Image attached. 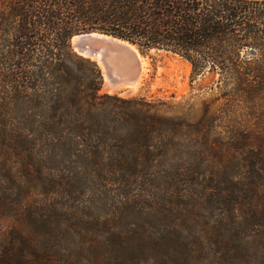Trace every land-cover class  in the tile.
<instances>
[{
    "label": "trees",
    "instance_id": "trees-1",
    "mask_svg": "<svg viewBox=\"0 0 264 264\" xmlns=\"http://www.w3.org/2000/svg\"><path fill=\"white\" fill-rule=\"evenodd\" d=\"M94 31L215 95L102 92ZM0 264H264V0H0Z\"/></svg>",
    "mask_w": 264,
    "mask_h": 264
},
{
    "label": "rangeland",
    "instance_id": "rangeland-1",
    "mask_svg": "<svg viewBox=\"0 0 264 264\" xmlns=\"http://www.w3.org/2000/svg\"><path fill=\"white\" fill-rule=\"evenodd\" d=\"M140 54L146 64L136 91L127 87L112 90L104 80L101 91L124 99L143 97L164 101L180 114L197 119L203 110V103L215 95L216 90L213 93L209 90L211 78L199 76L193 79L191 64L178 55L159 50L140 51ZM164 109L170 110L167 107Z\"/></svg>",
    "mask_w": 264,
    "mask_h": 264
},
{
    "label": "water",
    "instance_id": "water-1",
    "mask_svg": "<svg viewBox=\"0 0 264 264\" xmlns=\"http://www.w3.org/2000/svg\"><path fill=\"white\" fill-rule=\"evenodd\" d=\"M71 44L77 54L97 63L108 87L117 89L137 82L141 65L136 45L95 31L74 35Z\"/></svg>",
    "mask_w": 264,
    "mask_h": 264
},
{
    "label": "bare ground",
    "instance_id": "bare-ground-1",
    "mask_svg": "<svg viewBox=\"0 0 264 264\" xmlns=\"http://www.w3.org/2000/svg\"><path fill=\"white\" fill-rule=\"evenodd\" d=\"M138 58H139V62H140V65H141L140 76L138 77V80H137V82L135 84L129 85V86H125V87L131 88L132 90H135V91L139 87L138 85H139V83L141 81V78H142V75H143V72H144V68L143 67H145V64H146V62L144 61L143 57H141L140 54H138ZM108 88H110V87H108ZM110 89L114 90L113 88H110Z\"/></svg>",
    "mask_w": 264,
    "mask_h": 264
}]
</instances>
